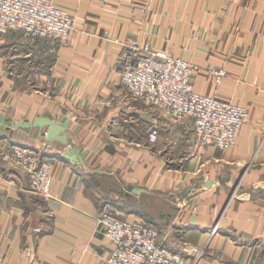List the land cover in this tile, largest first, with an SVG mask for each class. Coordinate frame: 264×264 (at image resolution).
I'll list each match as a JSON object with an SVG mask.
<instances>
[{
	"label": "crops",
	"instance_id": "0c3cea01",
	"mask_svg": "<svg viewBox=\"0 0 264 264\" xmlns=\"http://www.w3.org/2000/svg\"><path fill=\"white\" fill-rule=\"evenodd\" d=\"M54 2L74 18L68 39L11 30L0 42L4 264H107L104 200L173 251L203 246L196 264H264V0ZM133 39L197 64L196 91L246 107L232 146L199 145L192 118L128 92L120 58ZM11 145L49 160V199L5 156Z\"/></svg>",
	"mask_w": 264,
	"mask_h": 264
},
{
	"label": "built area",
	"instance_id": "2783aa9c",
	"mask_svg": "<svg viewBox=\"0 0 264 264\" xmlns=\"http://www.w3.org/2000/svg\"><path fill=\"white\" fill-rule=\"evenodd\" d=\"M73 19L54 0H0V42L11 30L19 31L26 40L40 36L68 39ZM120 59L121 82L128 92L176 122L192 118L199 145L227 148L235 143L239 127L248 119L247 109L219 96L216 89L212 94L196 91L197 64L149 44L140 46L135 39L125 44ZM209 72L216 83L226 75L223 67ZM147 135L150 142L157 140L154 123L148 125ZM5 156L25 171L32 191L45 199L51 197L49 160L19 145L7 148ZM97 223L113 243L107 264H196L204 254L203 246L198 245L190 246L186 253L171 250L159 240L152 223L127 219L108 200L101 204ZM0 264H4L1 253Z\"/></svg>",
	"mask_w": 264,
	"mask_h": 264
},
{
	"label": "rangeland",
	"instance_id": "374dc122",
	"mask_svg": "<svg viewBox=\"0 0 264 264\" xmlns=\"http://www.w3.org/2000/svg\"><path fill=\"white\" fill-rule=\"evenodd\" d=\"M104 1V0H103ZM145 44H148V43H145ZM108 103H110V100H107ZM9 148V147H8ZM5 152V151H4ZM25 172V171H24ZM51 177H52V173H51ZM50 186H51V183H50ZM30 187V185H29Z\"/></svg>",
	"mask_w": 264,
	"mask_h": 264
}]
</instances>
